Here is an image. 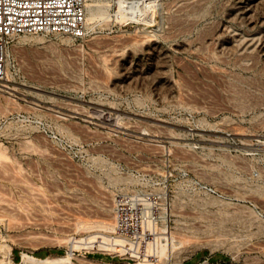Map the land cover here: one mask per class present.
Instances as JSON below:
<instances>
[{
    "label": "rangeland",
    "instance_id": "1",
    "mask_svg": "<svg viewBox=\"0 0 264 264\" xmlns=\"http://www.w3.org/2000/svg\"><path fill=\"white\" fill-rule=\"evenodd\" d=\"M86 2L84 35L22 34L7 53L2 82L18 89L0 84V264L8 245L16 262H135L72 247L95 232L77 219L113 221L128 192L146 212L159 196L151 221L173 229L153 264H264V0H149L141 19Z\"/></svg>",
    "mask_w": 264,
    "mask_h": 264
},
{
    "label": "built area",
    "instance_id": "2",
    "mask_svg": "<svg viewBox=\"0 0 264 264\" xmlns=\"http://www.w3.org/2000/svg\"><path fill=\"white\" fill-rule=\"evenodd\" d=\"M86 0H0V83L6 74L7 53L11 42L22 34L63 33L80 37L85 33ZM185 174L188 171L184 170ZM191 181L208 192L215 188L191 178ZM195 186V185H194ZM135 192L121 193L115 199V225L109 234L118 238L125 247L124 255L137 259L133 254H142L154 235L140 239L142 224L157 213L159 196L148 193L156 208L150 212L140 210ZM143 255V254H142ZM22 256V252H21ZM158 260L157 251L143 257Z\"/></svg>",
    "mask_w": 264,
    "mask_h": 264
},
{
    "label": "bare ground",
    "instance_id": "3",
    "mask_svg": "<svg viewBox=\"0 0 264 264\" xmlns=\"http://www.w3.org/2000/svg\"><path fill=\"white\" fill-rule=\"evenodd\" d=\"M148 1L149 0H120L121 3V8L125 11H129L132 15L136 16L138 19L144 18L145 17V10L146 7L148 5ZM177 1V0H176ZM191 1V0H190ZM193 1V0H192ZM246 1V0H245ZM87 3V2H86ZM183 3V2H182ZM181 4V3H180ZM88 6V4H87ZM86 6V7H87ZM89 7V6H88ZM238 7V6H236ZM246 7V5H245ZM243 16V15H242ZM241 16V17H242ZM91 19V17H87L86 20ZM150 20V19H149ZM141 33V32H139ZM25 35V34H24ZM134 35V34H133ZM26 38V37H25ZM110 38V37H109ZM133 38V37H130ZM135 38V37H134ZM143 38H146V36ZM250 38V37H248ZM140 39H142L140 37ZM113 40V39H112ZM117 40V39H116ZM115 40V41H116ZM145 40V39H144ZM250 40V39H249ZM111 41V40H110ZM124 41V40H123ZM122 41V42H123ZM246 41V40H245ZM121 42V43H122ZM126 42V41H125ZM145 42V41H144ZM117 43V42H116ZM253 43V42H252ZM108 44V42H107ZM115 44V43H114ZM118 44V43H117ZM245 44V43H244ZM254 44V43H253ZM120 44H118L117 46L119 47ZM116 46V44L114 45ZM244 46V45H243ZM251 47V46H249ZM120 48V47H119ZM122 50V49H121ZM125 50V48H124ZM123 51V50H122ZM121 51V52H122ZM111 52H113V50H111ZM120 52V53H121ZM115 53H113L114 55ZM123 54V53H122ZM112 55V54H111ZM108 56V55H107ZM110 57V54H109ZM113 57V56H112ZM117 58V57H116ZM104 59V58H103ZM109 59V58H108ZM112 59V58H111ZM122 59V58H121ZM107 61V60H106ZM109 61V60H108ZM100 64V63H99ZM98 64V66H99ZM107 69V68H106ZM104 71V70H103ZM102 71V74H103ZM95 75V74H94ZM5 79V78H4ZM2 86L8 87L10 89H15L17 90L18 88L13 85L12 83H9L7 81L0 83ZM72 103V102H71ZM70 103V104H71ZM68 104V103H67ZM70 104H68L70 106ZM73 105V104H72ZM61 106V105H60ZM76 106V104H75ZM74 106V107H75ZM94 106V105H93ZM62 108H65L68 111H73V108L70 107H66V106H61ZM73 107V106H72ZM77 108V107H75ZM81 108V107H80ZM83 108V107H82ZM94 110V108H93ZM87 111V110H86ZM92 111V110H91ZM90 111V113H91ZM75 112V111H74ZM73 112V113H74ZM93 112V111H92ZM95 112L98 113L99 117L97 121L103 122V123H108L111 125V127L118 129V130H123L125 127L123 125H121L118 122L117 119V115H114L115 113L109 112L108 113H103V110L99 109V108H95ZM87 113V112H86ZM94 113V112H93ZM94 113V114H96ZM80 114V113H78ZM119 114V113H118ZM83 116V114H81ZM89 116V115H88ZM93 116V115H92ZM84 118V117H83ZM88 118V117H87ZM86 119V118H85ZM94 120V119H93ZM86 121V120H85ZM91 121V120H90ZM129 123V122H128ZM129 130V129H128ZM239 131V130H238ZM240 132V131H239ZM141 135L145 134L144 132H140ZM138 132V134H140ZM145 136V135H144ZM151 136V135H150ZM155 136V135H154ZM163 136V135H162ZM166 137L168 138H173V135H171L170 133H168V135H166ZM215 141H218L216 139H214ZM1 154V152H0ZM10 164V163H9ZM11 166V165H10ZM3 169V168H2ZM1 169V171H2ZM13 169V168H11ZM15 169V168H14ZM16 170V169H15ZM18 179H22V178H18ZM24 180V179H23ZM27 180V179H26ZM19 181V180H18ZM22 181V180H20ZM27 182V181H26ZM35 188V186H34ZM55 188V187H54ZM26 188H24L25 190ZM35 189H39V188H35ZM42 190V189H41ZM29 191V190H27ZM34 191V190H33ZM33 191H31L33 193ZM61 192V191H60ZM35 193V192H34ZM37 193V192H36ZM40 193V192H39ZM4 194V193H2ZM44 194V193H43ZM1 195V193H0ZM56 195V194H55ZM58 195V194H57ZM77 195V194H76ZM3 196V195H2ZM6 196V195H5ZM4 196V197H5ZM2 199V198H1ZM5 201V198H3ZM137 201H139L138 206L140 208V210H145L144 209V204L141 203V201L137 198H135ZM143 199V198H141ZM9 200V199H8ZM152 203V202H151ZM112 204V203H111ZM155 205V204H154ZM2 206V205H1ZM5 207V205L3 206ZM9 207V206H8ZM154 207V206H153ZM2 208V207H0ZM6 208V207H5ZM156 208V207H155ZM106 209V208H105ZM109 209V208H108ZM154 209V208H153ZM180 209H178L179 211ZM147 211V210H146ZM152 211V210H151ZM106 213V212H105ZM105 215V214H103ZM96 215L93 216V218L91 219H77L73 224L74 227L78 228L81 227L82 228H87V229H92L95 232L91 233L90 235H87L85 238H81V237H74L73 241L74 244L72 245V247H76V246H81V247H85V248H91V249H107V250H111L113 252H120L121 254L125 253V247H123V243L121 240H119L118 238H110L108 237L109 234L105 233V231H113L114 230V225H115V218L113 219V221L108 218V217H100L98 218L96 216V218H94ZM84 217V216H83ZM88 217V216H87ZM84 217V218H87ZM82 218V217H81ZM89 218V217H88ZM68 220V219H67ZM75 220V219H73ZM69 222V220H68ZM198 222V221H197ZM69 224H72L69 222ZM191 224V223H190ZM65 226V225H64ZM162 227V226H160ZM157 225V222L155 221H151L150 219L148 221H146V223L144 222V224H142V228H141V236L140 239H144L145 237L148 238V235H154L153 237V243L149 242L147 245V249L143 250L142 247H140V252H142L143 255H151L152 253H156L157 251V255L158 258H161L159 256H162L161 254H163V251L165 250L166 245H175L176 243V238L175 235L173 233V229H166L165 228H161ZM169 227V226H168ZM67 228V227H66ZM71 228V227H69ZM170 228V227H169ZM172 228V227H171ZM180 228V227H179ZM197 228V227H196ZM160 229V230H159ZM66 230V229H65ZM69 230V229H68ZM85 231V229H82ZM185 230V229H184ZM191 231V230H190ZM177 233V232H176ZM181 235V234H180ZM177 236V234H176ZM179 236V235H178ZM69 237V236H68ZM183 237V236H182ZM181 237V238H182ZM112 239V240H111ZM180 239V238H179ZM193 239V238H192ZM111 240V241H108ZM188 240V238H187ZM186 240V241H187ZM181 241V240H180ZM183 241V240H182ZM184 243V242H183ZM6 247V246H5ZM1 248V247H0ZM2 252V251H0ZM4 252V259L1 258V260L5 263V264H85L84 261H80V262H76L73 259V253H67V254H48L46 256H38L29 252H22V256L21 259L19 260V262H16L14 260L13 257V247L11 245H8ZM140 254H133L134 256L137 257V260L135 262H131L129 261L128 264H153V262L151 261V258L147 257H143V255ZM76 258V257H75ZM83 259V258H82ZM79 260V259H78ZM81 260V259H80ZM160 260V259H158ZM1 261V262H2ZM88 263V262H87Z\"/></svg>",
    "mask_w": 264,
    "mask_h": 264
},
{
    "label": "crops",
    "instance_id": "4",
    "mask_svg": "<svg viewBox=\"0 0 264 264\" xmlns=\"http://www.w3.org/2000/svg\"><path fill=\"white\" fill-rule=\"evenodd\" d=\"M198 263H201V262L198 260ZM194 264H197V262H196V263H194Z\"/></svg>",
    "mask_w": 264,
    "mask_h": 264
}]
</instances>
